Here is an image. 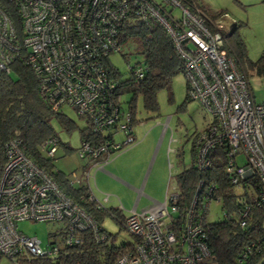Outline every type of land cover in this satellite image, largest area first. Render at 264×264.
<instances>
[{"label":"built area","instance_id":"built-area-1","mask_svg":"<svg viewBox=\"0 0 264 264\" xmlns=\"http://www.w3.org/2000/svg\"><path fill=\"white\" fill-rule=\"evenodd\" d=\"M133 19L146 27L157 23L165 30L183 60L188 97L211 115L193 140L197 169H209L220 157L215 150L225 149L226 177L238 188L251 185L256 178L258 190L249 199L250 206L264 207V102L255 101L247 73L227 51L221 24L210 28L205 14L184 0H0V69L8 71L12 61L20 57L32 69L38 94L51 110L70 106L97 133L125 131L121 142L107 139L94 145L81 140L78 154L91 163L79 175L67 174L68 185H85L88 200L100 211L109 194L102 200L95 198L90 167L103 169L123 144L135 139L127 126L129 111H121L113 100L114 83L104 62L121 50L120 28ZM134 74L141 77L143 68L136 67ZM169 119L170 115L164 127ZM58 142L51 135L39 146L46 158L54 155ZM238 155L244 157L242 164L236 161ZM212 190L203 179L197 183L189 213L182 221L176 216L178 193L170 188L163 202L153 207L137 211L133 206L122 220L137 241L114 264H218L207 245L204 225L208 204L214 200ZM118 208L123 209L121 205ZM194 213L196 217H192ZM21 220L62 224L43 248L36 236L17 228ZM245 222L241 219L239 225ZM88 230L96 241L106 238L90 213L64 191L52 173L25 153L19 140L3 142L0 254L13 263L26 256L54 258ZM250 252L251 247L245 245L241 257Z\"/></svg>","mask_w":264,"mask_h":264},{"label":"trees","instance_id":"trees-1","mask_svg":"<svg viewBox=\"0 0 264 264\" xmlns=\"http://www.w3.org/2000/svg\"><path fill=\"white\" fill-rule=\"evenodd\" d=\"M184 2L204 13L210 28L218 23L221 24V31L228 39L229 34L222 22V12L208 11L199 0H184ZM13 16L18 28V18L14 14ZM231 39L232 37L228 41ZM232 40L233 42H228L227 51L236 57L245 72L250 70L252 73L264 76V52L256 60H249L238 36L235 35ZM118 42L121 44V50L118 53L124 59H128L131 54L124 52V47L130 49L132 53L141 54L143 58L142 61L129 66L126 78H122L117 67L106 62L111 54L104 61L107 75L114 83L113 100L121 111H129L130 119L127 126L131 128L129 133L134 137L132 128L141 122L137 118V98H141L143 109L146 112H157L156 93L160 88H169L172 76L177 72H182L183 60L165 30L157 23L146 27L138 20H127L120 28ZM138 66L143 68L141 77L134 74V69ZM126 92L131 93V98L123 101L121 96ZM185 98L190 100L187 92ZM123 103H126L125 108L122 107ZM53 119L67 131L74 126V122L66 117L61 109L53 111L41 99L38 94L36 77L24 60L17 57L9 65L8 71L0 69V145L9 139L19 140L25 153L52 173L53 178L58 181L64 191L90 213L99 229L106 234V238L96 241L92 231H84L80 233L78 242L65 245L60 254L54 258L26 256L21 257L14 264H114L120 255L133 249L137 240L128 232L133 238L132 241L116 243L114 237L102 227L101 222L108 215L123 226V211L118 206L105 207V205L100 211L96 210L95 203L87 198L89 193L85 185L69 186L68 175L53 169V156L46 158L39 146L48 137L54 135L59 141L58 145L62 144L67 150L72 149L60 141L51 124ZM114 128H116L115 125ZM114 132L113 129L105 133L94 132L85 120V127L80 129V141L84 139L97 145L107 139L113 140ZM197 133L194 134L191 142L190 164L174 176L169 174L166 185V190H169L173 178V184L178 193V199L175 202L178 208L176 216L182 221L189 213L196 185L203 179L204 185L213 187L210 192L211 197L214 200L218 199L223 210L222 219L204 224L207 245L215 255L218 264H264V207L250 206L249 200L257 193V179L252 178L251 185H243L241 188L231 183L225 175L224 165L227 151L223 148L215 150L219 152L220 157L213 160L209 169H197L193 147V140ZM90 163L91 159H86L82 168L88 167ZM192 217H196V213ZM241 219L246 220L243 226L239 225ZM54 233L52 232L50 236ZM245 245L251 247V252L241 257ZM239 259H241L240 262Z\"/></svg>","mask_w":264,"mask_h":264},{"label":"rangeland","instance_id":"rangeland-1","mask_svg":"<svg viewBox=\"0 0 264 264\" xmlns=\"http://www.w3.org/2000/svg\"><path fill=\"white\" fill-rule=\"evenodd\" d=\"M199 1L208 11L223 13L222 22L229 34L228 39L230 37L233 39L237 35L243 43L246 57L249 60H256L264 52V0ZM174 12L177 13L178 9H174ZM228 39L227 43L233 42L232 39L229 41ZM124 52L131 53L128 59H124L120 53H112L106 60L107 63L120 70L122 78L128 76L130 65L143 60L141 54L132 53L128 48L124 47ZM246 73L255 101L264 102V76H259L250 70H247ZM185 94V76L182 72H177L172 76L169 88H160L157 91V112H146L143 109L141 98H137V118L141 122L132 128L135 139L130 143L123 144L121 149L110 157L109 161L125 151L136 150L133 154L136 153L138 160L136 165L138 166L133 172L132 181L139 190H129L112 181H106L97 173L100 169L91 166L90 185L95 198L102 200L104 194H109V199L105 201V207L121 205L124 215H127L133 206L139 211L143 206L151 203L147 195L155 189L161 191L158 201L159 203L163 202L169 174L174 176L178 170L190 164L192 138L196 132L202 130L210 122L211 115L196 99H186ZM121 98L123 101H128L131 98V93L126 92L122 94ZM122 107L125 108L126 103H123ZM60 109L66 117L74 122V126L70 131H67L60 127L55 119L51 121V124L60 141L72 149H64L63 145L59 144L53 155L52 163L54 169L72 177L73 173L76 175L81 173L82 165L86 161L85 158L79 156L77 149L80 143V129L85 127V119L79 117L76 111L68 105H63ZM169 115L168 126L164 127L165 118ZM125 138L123 129L114 132L116 142H121ZM236 161L238 164H242L244 157L238 155ZM173 183L172 178L170 190L175 192ZM237 191L240 192V190ZM222 215L223 210L220 203L211 200L208 204L205 222L218 221L222 219ZM61 224L58 221L21 220L17 222V228L26 235L36 236L40 240L41 247L44 248L53 239L50 236L51 233L57 232ZM101 224L114 237L116 243L133 240L128 231L110 216H105ZM0 264L14 263L5 254H0Z\"/></svg>","mask_w":264,"mask_h":264},{"label":"crops","instance_id":"crops-1","mask_svg":"<svg viewBox=\"0 0 264 264\" xmlns=\"http://www.w3.org/2000/svg\"><path fill=\"white\" fill-rule=\"evenodd\" d=\"M135 151L136 150L134 149H130L117 155L114 159L107 162L103 169L98 170L97 173H99L101 178L105 179L106 181H112L113 183L125 187L129 190H139L138 186L134 184V181H132V178L134 177L133 172L138 166L136 165L138 162V160L136 159V153L133 154ZM160 195L161 191H159L158 189H155L154 191L152 190V193L147 195L151 203L147 206H143L142 209L153 207L157 203H159L158 200L160 199Z\"/></svg>","mask_w":264,"mask_h":264}]
</instances>
